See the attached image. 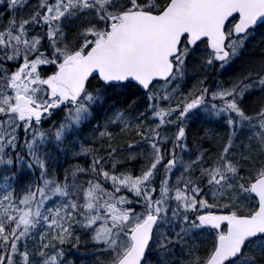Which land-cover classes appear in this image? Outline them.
Wrapping results in <instances>:
<instances>
[{"label":"snow or ice","instance_id":"snow-or-ice-1","mask_svg":"<svg viewBox=\"0 0 264 264\" xmlns=\"http://www.w3.org/2000/svg\"><path fill=\"white\" fill-rule=\"evenodd\" d=\"M0 264H264V0H0Z\"/></svg>","mask_w":264,"mask_h":264},{"label":"trees","instance_id":"trees-1","mask_svg":"<svg viewBox=\"0 0 264 264\" xmlns=\"http://www.w3.org/2000/svg\"><path fill=\"white\" fill-rule=\"evenodd\" d=\"M257 39H259V38H257Z\"/></svg>","mask_w":264,"mask_h":264}]
</instances>
